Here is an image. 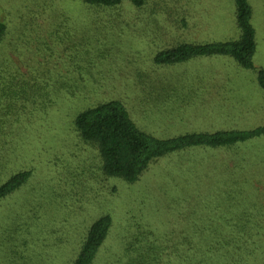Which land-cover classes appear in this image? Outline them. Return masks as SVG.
I'll use <instances>...</instances> for the list:
<instances>
[{
  "label": "rangeland",
  "instance_id": "rangeland-1",
  "mask_svg": "<svg viewBox=\"0 0 264 264\" xmlns=\"http://www.w3.org/2000/svg\"><path fill=\"white\" fill-rule=\"evenodd\" d=\"M249 2L255 68L223 54L154 61L183 42L238 39L234 0H0V184L31 172L0 200V264H72L103 214L113 224L96 264H121L123 239L142 227L166 264L189 252L264 264V136L173 151L129 183L102 173L75 126L114 99L159 138L264 124V0Z\"/></svg>",
  "mask_w": 264,
  "mask_h": 264
},
{
  "label": "trees",
  "instance_id": "trees-1",
  "mask_svg": "<svg viewBox=\"0 0 264 264\" xmlns=\"http://www.w3.org/2000/svg\"><path fill=\"white\" fill-rule=\"evenodd\" d=\"M88 4L114 6L123 0H83ZM136 6H143L147 0H130ZM235 15L240 36L228 41L206 43H180L161 49L154 61L172 64L196 56L229 55L246 68H255L253 56L257 41L255 28L251 22L252 8L249 0H234ZM5 30L0 23V37ZM259 81L264 89V70H259ZM75 126L84 142L93 145L101 158V170L107 177H121L132 183L137 181L151 163L173 151L192 146H233L253 137L264 136V124L252 129H229L215 132H188L169 138L156 137L140 129L131 118L126 106L119 100H108L79 112ZM30 170H21L0 184V200L19 188L30 176ZM113 219L103 214L90 224L81 242L78 255L72 264H96L111 234ZM138 230L123 239L121 264H166L158 243L151 241L149 228ZM203 248V246H202ZM208 248L205 246V249ZM208 251V249H207ZM189 252L182 264H203L202 252L192 257ZM189 257V258H186ZM110 258V257H108ZM195 258V259H194ZM112 264V260L109 262Z\"/></svg>",
  "mask_w": 264,
  "mask_h": 264
}]
</instances>
